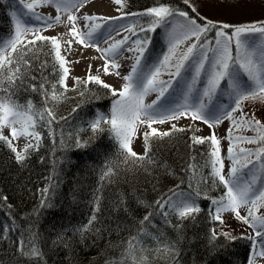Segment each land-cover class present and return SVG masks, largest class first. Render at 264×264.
<instances>
[{
    "label": "trees",
    "instance_id": "16d2710c",
    "mask_svg": "<svg viewBox=\"0 0 264 264\" xmlns=\"http://www.w3.org/2000/svg\"><path fill=\"white\" fill-rule=\"evenodd\" d=\"M127 4L142 19L147 10L165 5L205 23L183 0ZM12 10L11 2H0L3 40L13 31ZM216 30L207 33L213 45ZM222 30L226 38L233 32ZM22 45H27L20 62L23 81L5 87H12L21 104L31 100L37 108H50L54 119L38 124L39 147L28 149L22 164L0 140V230H5L0 232V264H37L23 254L31 245L42 253L38 264H121L129 241L137 240L135 255L145 257V264H249V245L242 238L213 234L217 222L210 210L212 200L220 199L225 189L212 175L210 140L194 144L184 131H172L150 137L145 159L128 157L109 125H102L103 131L86 129L92 110L105 109L115 98L110 90L76 80L71 89L57 84L61 98L53 101L49 96L46 102L44 93H51L52 83L62 75L54 50L50 41L17 47ZM231 48L234 54V41ZM4 71L7 75V64ZM109 168L112 175L105 177ZM183 188L199 192L201 211L183 220L172 212L164 214L157 201ZM163 245L171 250L164 251ZM125 264H131V258Z\"/></svg>",
    "mask_w": 264,
    "mask_h": 264
},
{
    "label": "snow or ice",
    "instance_id": "6c2138e0",
    "mask_svg": "<svg viewBox=\"0 0 264 264\" xmlns=\"http://www.w3.org/2000/svg\"><path fill=\"white\" fill-rule=\"evenodd\" d=\"M89 0H81L82 4L88 3ZM119 7L121 0H113ZM189 4L192 11L199 16L196 5L190 3V0H185ZM44 5L52 4L55 6L57 13L63 11L68 13L67 21L70 25L68 35L76 40L82 46L95 47L97 51L103 53L102 59L105 60L103 72L105 75L110 74L109 68L118 69L121 65L115 62V56L123 45L128 43V37L125 36L122 40L115 43H110L108 48L100 49L97 44L92 43V37L98 29L102 27L100 23H94L92 30L86 33L80 32L77 26V16L70 13V7H76L72 0H43ZM38 5L35 3H25L24 8L32 12ZM79 10V9H77ZM146 15L153 18L147 28L141 27V31H154L156 27L170 23L169 18L176 16L182 18L177 33L175 27L169 33L170 47L168 54L164 55L163 59L149 67L147 62L142 64L144 53L147 49L149 41L147 39H137L133 41L134 48H129V51L137 53L135 61L131 67V71L121 78L124 83L119 90H116L111 85L103 82L98 76L92 75L90 72L87 76V83L94 82L101 85L105 89H109L113 96L118 97L111 108V115H98L90 124L93 132L103 131L102 125H109L110 131L114 134L119 143V147L128 157H133L138 160H143L146 156H140L132 150L131 140L134 136L138 138V125H146L150 131L144 132L145 154L149 150L148 140L150 136H168L172 131H184L183 128H178L176 124H172L171 129L165 132H159L152 126L154 124H164L179 120L181 118H190L193 122L202 121L207 124L209 129H213L220 124L223 119L230 121V127L227 129L229 147L227 149V159L231 161L232 167L225 174L223 158L220 155V139L213 131L209 137H191L194 144H203L206 140H210L212 151L210 153L212 175L218 179L219 184L225 189L220 199H213L212 204L215 206L214 219L220 220L221 214L224 212H232L236 218L242 220L254 231L256 236H264V216L257 215L260 207H264V146L258 147L255 151L250 149L240 148L238 153H234L232 131L234 128H245L249 131H254V137H236L237 142L249 144H264V124L261 119L256 117L255 111H252V118H249V113L244 112L242 105L245 101L260 99L264 101V22H254L249 25L236 26L231 35L225 38L226 33L222 29H228L232 26L227 23L209 21L207 17H201L205 21L204 24H199L197 19L191 17L187 11L173 9L170 6L161 5L147 10ZM15 25V35L5 41L0 38V140L6 141L9 148L15 153V159L18 163H23L28 158V149L36 147L38 149L41 136L37 128L38 124L46 120L54 119V114L50 108H37L31 100L26 104H21L15 97L12 87H5V84L15 85L17 80L23 81L24 73L21 71L20 62L25 54L24 48L27 45H21V37L32 33L33 40H29V45H35L36 41H50L55 54V61L58 63L62 75L57 82L52 83L51 93L45 92V98L50 96L51 100L59 101L60 93L57 92V84L59 87L67 89L65 80L68 77L69 69L66 67L68 61L61 54V44L57 37H47L39 34V29H34L27 26L16 13L12 14ZM38 19H43L38 17ZM83 19L87 21H107L113 19L91 14H83ZM60 21V15L55 16V22ZM45 28L51 27V23L44 22ZM87 27V24L85 25ZM216 30L215 45L213 41L207 37V33L212 29ZM135 35L132 27L125 29ZM111 34L109 33V39ZM103 38V33L100 34ZM203 37V40H202ZM192 40L185 50L178 52L181 44ZM234 41L235 54L232 52L231 45ZM109 43V40H105ZM69 49L72 48V40L66 41ZM11 49V51H8ZM31 50V49H29ZM15 54V55H14ZM111 57V58H110ZM24 63H27L26 61ZM8 66V74L5 75V65ZM16 64L13 69L11 66ZM92 68L91 65L88 66ZM183 73V75H182ZM167 74V81L161 80L160 76ZM116 75H120L116 72ZM190 75V81L185 77ZM247 77V80L244 77ZM35 79V77H33ZM80 82V78H76ZM175 83L176 89H173ZM202 85V93L195 89V85ZM33 91H36V86L31 85ZM186 87L187 91L183 92ZM40 88H45L43 83ZM174 94L175 90L182 91V100L168 101L166 96ZM196 90V96L189 101V94ZM156 93L157 98L151 104H145V97L150 93ZM228 95L233 99V104L226 109L221 108L214 98L217 100ZM175 105V106H173ZM234 113H240L239 117H234ZM10 129V136L13 140L19 137H31L36 144L29 143L24 151H18L12 146L11 141H7L3 135V129ZM196 131H200L196 129ZM78 146L80 142L77 141ZM258 166V167H257ZM247 168L248 172L244 169ZM113 169L109 168L105 171L104 176H111ZM195 174V173H194ZM179 188V185L176 186ZM45 192L47 189L44 190ZM175 199L171 197L166 202L157 201L161 208H167L170 212L175 213L180 219H187L201 211L196 203L195 198L190 195L185 196L181 191L177 193L174 189ZM199 195V192H197ZM207 199V196H205ZM7 199L6 197L4 198ZM248 207L247 215L241 216L240 209ZM95 219V217H93ZM147 219V217H145ZM10 231L11 229H7ZM5 230H0V232ZM215 235V234H214ZM137 240V238H133ZM137 243L129 241V248L125 255V260L131 258V264H145L146 258L136 256ZM23 241L21 242V246ZM22 250V248H21ZM164 251H170V245H163ZM37 260L42 257V253L35 245H31L28 252L23 253ZM264 257V252L260 254ZM125 260L121 264H125ZM251 264V261H250Z\"/></svg>",
    "mask_w": 264,
    "mask_h": 264
},
{
    "label": "rangeland",
    "instance_id": "374dc122",
    "mask_svg": "<svg viewBox=\"0 0 264 264\" xmlns=\"http://www.w3.org/2000/svg\"><path fill=\"white\" fill-rule=\"evenodd\" d=\"M5 1L6 0H0V2L3 3V5ZM9 1L11 0H8L7 2ZM17 1L18 2H15L17 5L15 4L16 9H14L13 13H16L17 17L21 19L22 22H24L27 26L31 28L39 29L40 35L58 38L61 44V54L65 57L66 61H68L66 67H68L69 69V74L67 79L65 80V84L67 85V88L71 89L74 87L76 78H80V81L82 83L87 84V76L89 72L91 73V70L87 67L91 63L90 60L87 61L83 58H75L73 49L72 48L69 49L66 44L67 39H65L61 35H55V34L53 35L51 33L42 32L45 26L41 24V22L38 20V17L34 16L31 12H29L26 8H24L25 3H32V2H29L28 0H17ZM183 1L185 2V0ZM40 3L43 2L40 1L39 4ZM190 3L197 6L198 12L200 14L199 17H207L209 21L217 22V24H219V22L227 23L228 25L232 26L230 28H232L233 30L234 27L236 26L249 25L254 22H264V0H190ZM126 4H127V0H121V5L123 7L122 8L119 7L120 8L119 13L120 14L122 13V15L126 17V23H128V27H132L136 33L135 35H133L132 32H129L131 36L129 42L133 44V41L137 39L144 40L146 36L145 37L141 36L142 33L137 32L135 27H133V24L131 23L132 22L131 14L129 11L125 9ZM193 13L197 16L195 12ZM169 19H170V23L167 26L161 25L164 28L161 31L162 32L161 36L166 38L168 41H169V33L173 31V27H175L177 33L179 32V25L181 23L182 18L176 16L174 18H169ZM12 20H13V16H12ZM152 20L153 18L150 17L146 20L145 22L147 24L146 28L149 26ZM13 25H14V21H13ZM158 27H156L154 31H148L149 34L148 36L155 34ZM14 35H15V25L11 37L5 39V41L14 37ZM34 38L35 37L32 33H28L21 37V42L22 44H25L29 40H33ZM166 39H164V43L162 45L167 43ZM226 39L227 38L225 36V40ZM262 39H264V37H262ZM192 42H193L192 40H189L181 44L180 49H178V52L185 50L186 47ZM133 46L135 47L134 44ZM161 50L163 54L161 58L162 60L164 55L168 54V46H162ZM8 51H11V49H9ZM149 67H151V65H149ZM109 73L110 74L105 75L102 66L101 71L95 74L92 73L91 74L98 76L103 82H107V84L111 85L116 90H119L122 87L124 81L122 80L119 83H115L116 74L113 73L111 67L109 68ZM185 78L189 81L191 79L190 75L186 76ZM160 79L167 81L169 79V76L167 74H162L160 76ZM197 85L198 83L195 85V89L199 90L202 93L203 88L197 89ZM173 89H176L175 83L173 84ZM196 90H194L192 93L189 94L190 102L196 96L197 94ZM182 91L186 92L187 91L186 87H184ZM182 91L175 90L174 94H172V90H170V94L166 96V99L168 101H179L182 103L183 102ZM156 98H157L156 93L154 92L150 93L148 96L145 97V104H151L154 100H156ZM220 98L218 100L214 98V102H216L221 108L226 109L229 105L233 104V99L228 95H224ZM242 108L244 112L249 113V118H252V111H255L256 117L260 118L262 124H264V101H261L260 99L248 100L244 102ZM98 115H103V114L98 113ZM239 115L240 113H234V117H239ZM172 124H176L178 128L185 129L184 133L189 137H193L194 135L196 137H201V136L209 137L211 133L214 131L217 134V138L220 139V149H221L220 155L223 158L225 174L232 167L231 161L227 159V155H228L227 149L229 147V140L227 138L228 136L227 129H229L230 127V121L222 118V122L220 124L216 125L213 129H209L207 124L203 123L202 121L193 122L190 118H181L179 120L166 122L164 124H154L152 127L154 129H157L159 132H165L171 129ZM196 129H199L200 131H196ZM147 131H150V129H148L146 125H138L137 127L138 138L134 136L131 140L132 150L138 153L140 156L144 155L145 153V141H144L143 133ZM9 133H10V129H9ZM9 133L5 135L7 141H11L12 146L15 147L18 151H24L26 145H28L29 143L26 144L23 143L20 137L18 139L13 140ZM255 135L256 133L254 131L246 130L243 127L238 129L234 128L232 131L234 153H238L240 148L250 149L255 151L258 147L264 146V144H249V143L237 142L235 140L236 137L251 138L254 137ZM157 136H150V137L153 138ZM30 143L33 145L36 144L35 141ZM210 151H212V147ZM244 171L248 172V169L245 168ZM261 183H264V180H262ZM188 195H189L188 193L185 194V196ZM171 198L175 199L174 196H172ZM248 207H250V205L247 207H242L240 209L241 216L247 215ZM212 213L214 217L216 214L214 205L212 207ZM257 215L264 216V207H260L258 209ZM221 219L224 221L223 224L220 222V220L215 219L217 225L213 229V234L222 235L230 239L242 238L244 242L249 245V252H250L248 259L249 264L250 261L251 264H264V257L260 255L262 252H264V236H256L255 231L247 224L243 223L242 220L237 219L235 214L232 212L222 213Z\"/></svg>",
    "mask_w": 264,
    "mask_h": 264
},
{
    "label": "bare ground",
    "instance_id": "6f19581e",
    "mask_svg": "<svg viewBox=\"0 0 264 264\" xmlns=\"http://www.w3.org/2000/svg\"><path fill=\"white\" fill-rule=\"evenodd\" d=\"M32 3L37 4L38 6L32 11L34 15L37 13L41 18L39 19L43 25L44 22L47 21L51 23V27L43 28L42 32L51 33L55 35H61L67 41L69 39L72 40V49L74 51L75 58H83L87 61L90 60V65L92 66L91 73L95 74L101 71L102 66L105 63V60L101 57L103 53L97 51L95 47L90 46H82L77 43L76 40L70 37L67 33L69 31L70 25L67 21L66 12L55 11V6L52 4L44 5L40 3L43 0H31ZM76 7H70V13L72 15L77 16V26L80 32L86 33L92 30V25L94 23H100L102 27L97 30L95 35L92 37V43L97 44L100 49H105L109 47L110 43H115L117 41L122 40L125 36H127L128 43L123 45V47L119 50V53L115 56V62L120 64L121 66L118 69H112L113 73L119 72L120 75H116L115 83H119L123 79L121 78L123 75H126L130 70L135 61V57L137 53L135 51H129V48H134L133 44L130 43L131 36L128 31L125 29L128 28V24L126 23V18L124 15L119 13V6L113 2V0H89L88 3L82 4L81 0H72ZM79 9V10H77ZM83 14H91L95 16H102L105 18H113L107 21H85L83 19ZM60 15V21L55 22V16ZM87 24V27L85 25ZM103 33V38L100 37V34ZM109 33L111 34L109 39ZM109 40V43H105V40ZM111 58V57H110ZM89 66V65H88ZM87 66V67H88ZM89 68V67H88ZM108 81V80H107ZM107 83V82H105ZM9 133L8 128L3 129V135H7ZM23 143L34 142L35 140L31 137H20Z\"/></svg>",
    "mask_w": 264,
    "mask_h": 264
}]
</instances>
